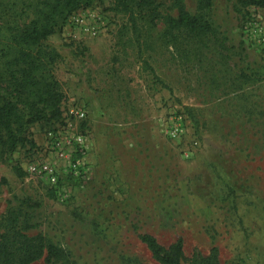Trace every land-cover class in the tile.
Listing matches in <instances>:
<instances>
[{"label": "rangeland", "instance_id": "obj_1", "mask_svg": "<svg viewBox=\"0 0 264 264\" xmlns=\"http://www.w3.org/2000/svg\"><path fill=\"white\" fill-rule=\"evenodd\" d=\"M163 1L177 14L174 0ZM183 2L197 12L198 0ZM237 5L214 0L206 11L229 47V65L214 44L187 55L160 40L162 20L135 27L100 2L74 11L45 41L61 53L63 119L34 124L36 146L0 162V219L25 198L40 201L43 224L31 233L64 249L59 264H161L143 233L166 247L182 238L185 264L214 247L217 264H264V78L240 77L242 69L264 75L261 47L246 32L257 20L264 33V6H248L243 16ZM15 9L27 21L32 0ZM92 26L95 37L85 29ZM51 130L64 155L47 147ZM41 158L58 167L63 194L26 171ZM76 160L82 165L73 176L67 168Z\"/></svg>", "mask_w": 264, "mask_h": 264}, {"label": "trees", "instance_id": "obj_2", "mask_svg": "<svg viewBox=\"0 0 264 264\" xmlns=\"http://www.w3.org/2000/svg\"><path fill=\"white\" fill-rule=\"evenodd\" d=\"M17 2L0 0V162L26 144L36 146L31 139L34 124L63 119L65 94L55 73L61 53L45 41L81 7L108 3L110 9L128 14L135 27L137 21L156 25L162 20L160 40L176 50L199 54L214 44L221 63L229 65L231 60L228 45L206 14L214 0H198L197 12H191L183 0H174L175 15L165 9L163 0H32L33 15L27 21L15 9ZM251 5L263 7L264 0H238L236 10L245 16L248 11L244 9ZM240 77L254 82L264 75L242 69ZM15 169L21 176L26 174L19 165ZM41 206L40 201L25 198L6 209L0 219V264H32L42 257L50 264H59L66 259L60 245L42 232L31 233L43 224ZM140 239L161 264H185L182 238L169 247L151 233L141 234ZM194 261L217 264L218 249L214 247L209 256Z\"/></svg>", "mask_w": 264, "mask_h": 264}, {"label": "built area", "instance_id": "obj_3", "mask_svg": "<svg viewBox=\"0 0 264 264\" xmlns=\"http://www.w3.org/2000/svg\"><path fill=\"white\" fill-rule=\"evenodd\" d=\"M76 22L78 24H82L83 19L81 17L76 18ZM86 31L91 36H97L98 30L95 27H86ZM261 24L257 20H252L246 28V32L249 36H251V39L254 40L256 45H259L261 47V52L264 56V33L262 31ZM69 115H73L77 118L84 119L86 117V112L80 109L70 108L69 109ZM174 137L177 136V129L172 134ZM47 147L50 150H54L56 152H59V155H64L62 152L63 147V140L62 137L58 135L55 131L51 130L48 132L47 135ZM76 140L78 144L80 145L81 149L83 150L85 147V143L87 141V138L85 135H78L76 137ZM83 155L85 152L82 153ZM82 165L81 160H76L74 162H71L68 165L67 172L74 175H78L80 171V166ZM26 171L31 175L41 176L46 181H48L56 190L58 193L63 194L65 190L60 185V171L58 167L49 159L47 158H41L39 160L30 161L27 165Z\"/></svg>", "mask_w": 264, "mask_h": 264}]
</instances>
